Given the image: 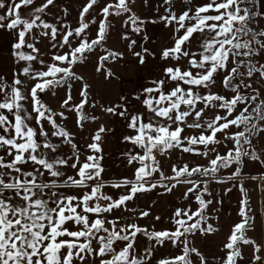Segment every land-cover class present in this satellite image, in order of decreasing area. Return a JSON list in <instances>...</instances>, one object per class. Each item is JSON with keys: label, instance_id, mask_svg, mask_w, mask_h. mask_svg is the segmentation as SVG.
<instances>
[{"label": "snow or ice", "instance_id": "1", "mask_svg": "<svg viewBox=\"0 0 264 264\" xmlns=\"http://www.w3.org/2000/svg\"><path fill=\"white\" fill-rule=\"evenodd\" d=\"M165 4H171L172 0H164ZM34 3V0H0V10L6 9L0 13V29L6 28L8 30L18 31V41L13 45L17 51L15 55L18 60L34 61L37 59L32 53H25L22 49L25 47V37L31 33V30L36 27H43L50 29L52 40L56 39L57 27L49 24L41 19L40 13H43L54 0H46V2L35 8L31 18H22L20 9L24 6H29ZM97 3V0H89V3L83 8L81 12V24L78 28L67 31L62 37L60 47L65 44H70L69 37L75 34L81 37L82 34L89 28V24L84 22V16ZM131 0H115V3H109L103 7L104 20L100 22L97 36L95 39L89 41L82 38L77 47L72 49L70 53L63 55H54L53 61L67 62L68 65H73L85 58L86 52H91L94 47L104 41L106 30L109 27L107 18L109 15H121L124 13H131L128 20L125 22L133 25L134 31H140L137 26L142 23L139 17L132 12L130 7ZM259 0H209V3L200 6L195 13L191 14V8L181 13L179 16L171 9H166L167 15L161 17V20L166 21L167 24H178L179 27L175 29L176 32L184 30V34L179 36L175 44L170 49H165L162 53L163 58L172 56L174 59L183 57L189 58V65L191 68H198L203 71L193 74L191 70L181 71L180 68H167L165 70L168 77L173 81H180L189 87L185 89L181 84L171 91L165 93L161 89L165 81L156 82L158 87L153 89H145L149 94L159 92L158 97L149 96L144 101L148 109L155 114L156 117L165 118L169 123H160L159 121L149 120L145 122L142 115H134L130 119L129 127L136 131V135L125 137L126 140L137 144L145 149L144 155L132 156V160L146 161L151 160L155 164L154 167H149L147 164L137 170L136 181L130 182L127 180L121 183L112 185L113 187L126 186L131 183L132 187L129 194L122 195L118 200L112 201L109 196H101V188L103 184H97L92 188L91 193H86L83 197L75 196H60L56 199L57 194L52 191L56 188L57 179H52L50 182L44 181L42 178L46 171L50 177L59 178L64 174L59 171L56 165H66V159H58L50 161L44 154H41L40 149L48 148L55 151L57 145L45 140L39 142L37 140V130L30 126L28 121L32 118L31 113L24 111L23 101H26L29 96L32 100V111L36 113V122L40 125L39 134L48 137V133L44 130L41 121L47 120L57 130L52 133L55 136L65 138L66 143H71L68 139L70 134L63 128L56 125L52 118L54 113L43 104L38 96V92L42 93L51 88L63 85L69 79L77 78L71 67H60L57 63H52L47 66L46 71H33L31 64L22 69V74L30 76L38 82L31 88L30 93L22 90L24 81L18 77L15 78L9 86L0 79V110H7L14 117L9 120L8 115L0 111V128L4 129L8 135L0 134V150H4L10 160L6 161L4 155H0V264H73V260H78L80 264H84L87 258L104 257L108 253H113L111 259H101L100 264H144V258H138L135 255V237L137 233H144L150 239H155L159 243H163L164 239H170L173 242L179 240L181 236L186 233H191L196 229L201 228V220L203 219L202 210L207 206L206 202L198 195L196 199L199 201L200 210L188 215L187 220H193V217H198L194 223L187 224L184 219H177V229L173 232L160 231L148 233L146 229H142L135 224L127 225L125 228L116 230L117 221H109L112 225L111 231L105 227V220L100 218V214L104 212H111L114 208H119L127 201L131 200L138 191L149 190L144 183L146 177L151 176L154 172L159 171V164L156 162V157L153 154L154 149H159L161 153L167 150L183 145L184 141L188 142L189 146L183 147L185 152L197 151L192 145H215L219 143L216 139L217 133L224 132L232 126L243 129L237 131L225 139L234 141V148L229 149L226 155H219L217 153L215 159L210 161V167L202 168L196 166L189 168L185 164L182 168L174 166V176L164 177L165 179H176L184 175L191 176L194 173L202 172L203 175L214 174L219 172L221 168H228L232 164H242L243 158L248 156L251 159H259L255 152V146L252 144V138L258 135L259 132L264 131L259 122L264 121V100L260 102L249 111L248 107L243 108L238 115L232 116L237 106L241 103H247L249 99L255 102L259 97V91L253 89L255 95L245 94L242 89L251 87L250 84H244L243 80L239 84H233L232 81L236 76L247 75L251 77L258 72L261 77H264V65L257 67L250 59L254 55H258L264 51V40L259 39L264 37V29L256 31L248 26V22L256 16H264V13L253 10ZM241 5H251L252 7H241ZM215 12V15H209V12ZM7 21V23H5ZM40 21V24H37ZM185 21H195V23L186 26ZM21 25L23 27L21 28ZM208 33L207 39L204 40L201 48L200 59L198 60L197 53H189L184 46L190 42L194 33ZM49 35V32L43 33ZM250 37V38H249ZM254 45H256L254 47ZM27 48L32 49V52L38 53L39 49L35 47L34 43H27ZM56 47V44H53ZM119 55L114 52H108L102 56L101 61L107 60L110 57ZM136 55H140L137 53ZM235 65L223 79L225 88L231 89L235 95L228 99L219 94L208 92L206 95H201L199 92H194L192 86L203 87L209 89L215 84L214 75L227 68L229 61ZM248 58V59H245ZM141 62L143 59L141 58ZM43 63V61H40ZM241 66H246V73L240 71ZM99 70V69H98ZM50 77V78H49ZM20 86V87H18ZM10 88V90H8ZM82 100L80 104L73 106L76 111L81 112L84 105L87 103V85L81 90ZM72 97L69 94L63 101L62 106H69ZM219 101L217 105L215 102ZM166 102V106L164 103ZM197 102L203 103L204 107L197 109ZM187 106L188 110L180 111L181 105ZM224 109L226 114L221 116L215 115L214 118L205 121L204 124L199 123L201 117L205 113V109L216 108ZM108 111H114L109 108ZM175 112V116L172 113ZM59 115L63 116V113ZM124 115V113H121ZM194 116L195 122L187 124L188 128L205 129L209 134L205 135L201 132L198 136H186L181 139V133L184 128L181 127L185 123L186 118ZM86 117L81 116L80 119ZM223 121V122H221ZM255 121V123L253 122ZM172 124H176L172 128ZM105 129L103 127L93 137L94 142L89 145V148L99 152L100 147V132ZM244 145L252 146L250 153ZM75 147V145H73ZM215 151V148L210 149ZM207 155V151L199 153ZM99 158L88 156L86 161L79 165L77 176H69L63 181L65 185L76 187L86 186L88 181L98 180L100 173L103 171L98 163ZM32 163V171H23L19 165H26ZM72 168H77V163L71 165ZM43 169V171L41 170ZM240 168L232 174L228 179H234L240 175ZM163 176V173H161ZM255 179V178H254ZM39 181V182H38ZM185 183H193L192 181H184ZM156 184L150 185L151 188L156 187ZM167 187V186H165ZM199 185L190 188L188 191L192 192ZM45 189L48 190V198L45 199ZM169 190H171L169 188ZM241 190L243 187L241 184ZM204 191H207L205 187ZM109 200L107 206H102L99 203L90 205L89 202L96 199ZM210 203V202H209ZM247 200L242 201L241 216L243 217L240 223L234 225L232 234L229 237V242L225 244V248L229 250L225 260V264H236V258L241 256L238 243L253 244L255 251L259 252V245L255 241L248 239L245 235L247 227L250 226L251 218L246 211ZM54 205V206H53ZM81 211H77V209ZM88 214H96L97 218L91 223L89 222ZM148 213H142L147 215ZM177 217L181 216V210H177ZM80 225L79 230L70 231L65 225L69 222ZM131 229V231H129ZM183 229V231H181ZM108 233L107 237L97 236L100 231ZM205 230V229H201ZM213 231L211 225L206 229ZM121 233H124L123 235ZM71 239H63V237ZM84 238V242H80ZM97 239L100 247L98 249L92 248V239ZM125 241V246L116 251L113 248L115 241ZM185 244L183 255L175 257L172 260H162L158 264H192L190 253H195L200 258V264H206L205 258L195 248L189 249L187 241H182ZM66 249L64 252L62 250ZM147 251V250H146ZM94 253V255H93ZM150 255V252L148 253ZM255 260H259L257 255Z\"/></svg>", "mask_w": 264, "mask_h": 264}, {"label": "rangeland", "instance_id": "2", "mask_svg": "<svg viewBox=\"0 0 264 264\" xmlns=\"http://www.w3.org/2000/svg\"><path fill=\"white\" fill-rule=\"evenodd\" d=\"M10 2V0H6V3ZM19 2V0H17ZM46 0H34V3L29 6H24L20 9L22 18L29 19L33 14V10L41 5H43ZM89 3V0H54V3L50 5L43 13H40L41 19L49 24L55 25L57 27V36L55 40H52L50 35V29H44L43 27H36L31 30V33L25 37V47L22 49L23 52L32 53L37 57L36 60L28 62L23 60H18L15 52L17 51L12 47V51H9V57L7 56V49L0 51V79L7 85H11L15 78H19L20 80L24 81V85L22 90L30 93L31 88L37 83V80L32 79L30 76H25L22 74V69L28 64H31L33 71H46L47 66L52 63H57L60 67H71L72 71L76 74L77 78L69 79L63 85L56 86L51 88L45 92L39 93L38 96L43 104H45L48 108L52 110L53 119L56 122V125L63 128L67 131L70 136L68 139L71 140V143H66L65 138L61 136L52 135L57 129L53 127L47 120L41 121V124L44 127V130L48 133V137L45 138L39 134L40 125L36 122V113L32 111V100L31 97L26 101H23L24 104V111L26 113H31V119L28 121L30 126L34 127L37 130V140L39 142H45V140L51 142L54 145H57L55 151L48 149V148H41V154H44L46 158L50 161L58 160V159H66L68 163L66 165H56L57 169L61 171L64 175L59 178H53L48 175L45 171L43 180L50 182L52 179H57V187L52 189L57 196L53 197L56 199L60 196H75V197H83L86 193H91L92 188L97 184H103L101 188V196H109L112 198V201L118 200L120 196L127 195L130 192L132 184L129 183L126 186L121 187H113L112 185L118 183H106L100 180H93L88 181L86 186L76 187L71 185H65L63 183L67 177L72 176L76 179H79L77 176V171L79 165L86 161L88 156L97 157V151H94L89 148V145L94 142L93 137L97 134V132L101 128V121L102 118L106 115V111L100 106L99 102L96 100L94 95V88L97 78L102 76H108L113 73V70L116 69L118 62L121 60L123 55L127 52V44L129 39L134 36L137 31L133 30V25L129 23H125L128 20V17L131 13H124L119 16L117 15H109L107 18V23L109 27L106 30V36L104 41L100 44L96 45L91 52H86L85 58L73 65H68L67 62H56L53 61L54 55H63L65 53H70L72 49L77 47L81 42L82 38H86L89 41L95 39L97 36L98 28L100 22L104 20V14L102 12L103 7H105L109 3H115V0H97V3L89 10L87 14L84 16V22L89 24V28L82 34L81 37H77L75 34L69 37L70 44H65L63 47H60L62 42V37L67 31L74 30L78 28L81 24V12L83 8ZM209 3V0H172L171 4H165L164 0H131L130 7L133 13L139 17L140 21L149 18H161L167 15L166 9L171 8L177 16L181 13L186 11L189 7L191 8L193 14L195 13L196 9L200 6ZM241 7H252L251 5H241ZM255 11V7L253 8ZM6 11L0 10V13ZM209 15H215V12L207 13ZM7 23V21L5 22ZM142 23H138V27L140 28ZM195 23V21H185L186 26L189 24ZM37 24H40V21H37ZM264 25V19L260 18L257 19L253 17L249 22L248 26L255 29L262 28ZM23 25H21V28ZM179 27L178 24H175V29ZM15 43L18 41V31L19 29L13 30ZM49 32V35H44L43 33ZM184 34V30L181 29L180 32L175 31V39L179 36ZM209 38L208 33H194L193 37L191 38L190 42H188L184 48L189 51V53H197V59H200L199 53L203 50L201 45L203 44L204 40ZM250 38V37H249ZM259 39L264 40V37H260ZM3 44H7L9 42L6 38H1ZM0 40V41H1ZM27 43H34L35 47L39 49L38 53L32 52V49L26 47ZM53 44H56V47H53ZM256 45H254L255 47ZM108 52H114L119 55L114 57H110L107 60L101 61V57L105 56ZM189 58L190 57H183L181 56L180 59H176L177 67L181 69V71L191 70L193 74H197L203 70L198 68H191L189 65ZM248 59V58H245ZM252 62L259 67L260 65H264V51L260 52L258 55H254L250 58ZM43 61V63H40ZM235 66L230 58L229 64L226 69L218 71L214 75L215 84L212 85L209 89H205L203 87H195L192 86L194 92H199L201 95H206L209 91L224 96L228 99H231L235 93L229 89L225 88L223 84L224 77L228 74L230 69ZM99 69V70H98ZM240 71L242 73H246L247 67L241 66ZM244 76H236L232 83L239 84L242 80L243 82L246 81ZM50 78V77H49ZM254 81H250L251 87L244 88L242 91L249 95L252 94L253 89L256 86V80H259V83L264 84V77H261L258 72L254 73L251 77ZM182 87L187 89L189 86L186 84H182V82L178 81ZM87 85V103L84 105L81 112L75 110L73 106L80 104L82 100L81 90L84 86ZM20 87V86H18ZM253 88V89H252ZM10 90V88L8 89ZM246 90H248L246 92ZM71 95L72 99L69 102V106H62L63 101L67 98L68 95ZM254 95V94H253ZM0 99H3L2 95ZM258 100V99H257ZM109 101V100H106ZM217 105L220 103L219 101L215 102ZM253 101L251 99L248 100L247 103H241L237 106L236 110L232 113V116L229 119H232L234 116L238 115L239 112L245 107H251ZM197 109L203 108L204 105L201 102H197L196 105ZM188 110L187 106L181 105L180 111ZM3 111L6 115H8L9 120L14 121V117L11 113H8L7 110H0ZM123 112V111H119ZM63 113L64 115H59ZM125 114V112H123ZM154 114V113H153ZM152 114V115H153ZM175 112L172 113L175 116ZM224 116L226 114L224 109H220L219 107L216 108H208L205 109L204 115L201 117L199 122L205 123V121L214 118L215 115ZM136 115L135 113L129 115L132 117ZM151 115V116H152ZM155 115V114H154ZM86 117L85 119H80V117ZM122 116V115H121ZM124 119L125 115L122 116ZM116 120L119 121L120 117L116 116ZM153 121H159L160 123H169L165 118L161 117H151ZM122 121V120H121ZM195 122L194 116H189L186 118L184 124L181 127L184 128L183 133H181V139L183 140L186 136H195L193 134V128H188L187 124H192ZM223 122V121H221ZM107 124V123H106ZM176 124H172V128H175ZM243 129V125L240 128L236 126L232 127L234 131H240ZM204 132L205 135L209 134L207 130H201ZM230 131V129H229ZM0 134L8 135L10 133H5L3 128H0ZM100 137L102 138V132H100ZM101 141V139H100ZM98 142V144L100 143ZM75 145V147H73ZM182 146H189L187 141H184ZM100 147V146H99ZM192 147V146H191ZM0 155H4L6 157V161L10 160L11 157L6 155L4 150H0ZM182 155V153H181ZM182 162L187 164L189 167L192 165L188 163V158L182 155ZM170 161V160H169ZM73 163H77V168H72L71 165ZM190 164V165H189ZM23 171H32L33 165L29 162L26 165H19ZM43 171V169L41 168ZM204 175L201 173H196L191 176L186 175L185 177L187 180L199 185V189L202 190L201 181L199 179ZM39 182V181H38ZM144 183V182H141ZM145 186L147 185L144 183ZM198 188V187H197ZM195 194V191H192ZM200 195L203 199V192L201 191ZM45 199L48 198V190L45 189ZM96 203L101 204L102 206H107L111 201L104 200V199H94L89 202L90 205H94ZM54 206V205H53ZM77 211H81V209H77ZM89 222L95 220L97 218L96 214H88ZM100 218L105 220V227L109 228L111 231L112 225L108 223L109 221H117L116 230L119 231L122 228H125L127 225L135 224L138 226L135 217V209H134V197L127 201L124 205L119 208H114L111 212H104L100 214ZM196 217H193V220H188L187 224H191L195 222ZM257 220L255 219L254 222ZM252 225V229H254V233H257V225ZM211 225V222L207 223L208 227ZM65 227H67L70 231H75L80 229V225H76L73 222L69 221ZM139 227V226H138ZM212 227V225H211ZM213 228V227H212ZM224 228H222V231ZM131 231V229L129 230ZM175 231V230H174ZM183 231V229H181ZM173 232V231H172ZM149 233V232H148ZM203 233V232H202ZM207 233H211L213 237L211 241L215 242V249H220V245L222 246V236L220 234H213V231H209ZM122 235L124 233H121ZM191 233H186L184 236H181L179 240L173 242L170 239H164L163 243L157 242L155 239H150L148 235L144 233H137L135 237V255L138 258H144V264H158L159 261L162 260H172L175 257L183 255V249L185 244L182 241H187V247L190 249V244L192 243V239H190ZM108 233L104 231H100L97 233V236H105L107 237ZM63 239H71L67 236L63 237ZM80 242H84V238H81ZM92 248L98 249L100 244L98 243L97 239H92ZM125 241H115L113 243V248L118 252L125 246ZM147 250V251H146ZM66 252L67 250H62ZM150 252V255L148 253ZM94 255V253H93ZM113 253H108L104 257H95L93 260L92 258H87L84 261V264H100L101 259H111ZM190 259L192 264H200L195 257H193L192 253L190 254ZM254 259V258H248ZM247 259V260H248ZM243 260V259H241ZM260 260V259H259ZM256 260V261H259ZM73 264H80L78 260H73ZM179 264V262H177ZM207 264V263H206ZM218 264V263H214Z\"/></svg>", "mask_w": 264, "mask_h": 264}, {"label": "crops", "instance_id": "3", "mask_svg": "<svg viewBox=\"0 0 264 264\" xmlns=\"http://www.w3.org/2000/svg\"><path fill=\"white\" fill-rule=\"evenodd\" d=\"M255 11L264 13V0H259V3L255 5ZM256 18L264 19V16H256ZM261 29H264V25L262 28H257L258 31ZM2 37L9 42L3 44ZM0 40V51L4 48L7 49V56L9 57V51H12L15 44L14 31L6 28L0 29ZM175 41V23L167 24L161 18L144 19L140 31L129 39L127 52L118 62L113 73L97 78L94 95L100 106L107 112L101 121V127L105 130L102 132L99 143L100 151L97 152L99 166L103 169L99 177L101 181L106 183H121L124 180L135 182L137 170L142 164H147L149 167L155 166L151 160L143 162L132 160V156L144 155L145 149L130 140H126L125 137L136 135V131L129 127L131 119L129 115L131 113L142 115L145 122L152 120L151 117H155L144 101L149 96L158 97L159 92L149 94L145 89L157 88L156 82L158 81H165L161 89L165 93L177 86L178 80H171L165 72L167 68H177L176 59L172 56L168 58L162 56L163 51L172 48ZM137 53L140 55H136ZM141 58L143 62H141ZM245 76L244 84L247 85L250 84V81H254L251 78L253 75L251 77ZM256 82L254 88L259 91V97L249 107V111L255 108L260 100H264V84L259 83V80ZM250 91H252L251 95H255L253 90ZM164 106H166V102ZM109 108L114 111H108ZM119 111L125 112L124 119H122L123 115L121 116L123 112ZM116 116L120 117L119 121L115 119ZM253 122L255 123V121ZM199 123L202 124L203 122ZM259 124L264 127V121H260ZM232 127L229 128L230 131L227 129L217 133L216 139L219 143L210 144L207 148L197 144L192 145L197 151L185 152L183 151L185 146H179L160 155H155L156 162L159 164V171L142 181L147 184L145 187L149 190L138 191L135 194V217L138 226L146 229L149 233L172 232L178 227L175 223L177 219H184L188 222L187 216L184 215L185 212L191 215L200 210V204L196 197L202 191L203 200L207 206L202 210L201 228L194 230L192 235L190 234L189 238L192 239L190 246L202 254L207 264H225L229 252L225 248V244L229 242L234 225L243 219L241 216L242 201L246 199V211L251 220L245 235L248 239L255 241L256 245H259L260 251L256 252L253 244L238 243L241 256L236 258V264H264V131L252 138V144L255 146V152L259 159L254 160L246 156L240 165L234 163L228 168H221L217 173L204 175L199 179L202 190L196 187L195 194L188 190L194 188L197 182L185 183L184 181H189L185 177L186 175L179 177V182L176 179L164 178L175 175L174 166L182 168L185 165L182 162V155L189 159L188 163L192 162L190 169L196 166L210 167V161L215 159L217 153L223 156L228 153L229 149L234 148V141L225 139L226 136L237 132L232 130ZM201 130L193 128V134L198 136L201 134ZM244 147L250 153L253 150L250 145H244ZM212 148H215V151H211ZM205 151H207V155L198 154V152L203 153ZM238 167L241 170L240 175L234 179H228L237 171ZM198 173L202 174V172ZM152 184L157 186L151 188L150 185ZM205 187L207 191H204ZM177 210H181L180 217L175 215ZM145 212L148 214L142 215ZM255 219L256 222H254ZM208 222H211L212 229H214L213 234H223L222 241L224 243L222 246L220 245V249H215V242L211 240L216 237L207 233L209 231L206 230L207 227H204L207 226ZM253 222L257 225V233H254L255 230L251 228ZM222 228H224L223 231ZM192 255L200 263V258L195 253ZM257 255L260 257L259 261L248 259Z\"/></svg>", "mask_w": 264, "mask_h": 264}, {"label": "built area", "instance_id": "4", "mask_svg": "<svg viewBox=\"0 0 264 264\" xmlns=\"http://www.w3.org/2000/svg\"><path fill=\"white\" fill-rule=\"evenodd\" d=\"M153 154H154V155H160V154H162V153L159 151V149H154V150H153Z\"/></svg>", "mask_w": 264, "mask_h": 264}]
</instances>
